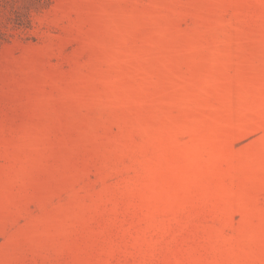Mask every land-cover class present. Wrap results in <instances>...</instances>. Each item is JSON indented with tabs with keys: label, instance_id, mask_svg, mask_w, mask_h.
Instances as JSON below:
<instances>
[{
	"label": "rangeland",
	"instance_id": "1",
	"mask_svg": "<svg viewBox=\"0 0 264 264\" xmlns=\"http://www.w3.org/2000/svg\"><path fill=\"white\" fill-rule=\"evenodd\" d=\"M0 264H264V0H0Z\"/></svg>",
	"mask_w": 264,
	"mask_h": 264
}]
</instances>
